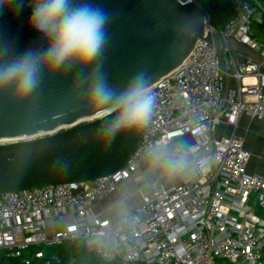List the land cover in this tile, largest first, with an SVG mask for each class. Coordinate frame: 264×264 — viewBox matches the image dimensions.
<instances>
[{
  "label": "built area",
  "instance_id": "1",
  "mask_svg": "<svg viewBox=\"0 0 264 264\" xmlns=\"http://www.w3.org/2000/svg\"><path fill=\"white\" fill-rule=\"evenodd\" d=\"M232 3L234 15L221 30L202 10L206 32L232 38L264 61V43L254 35L250 2ZM223 53L237 87L225 89L228 74L216 50L198 40L183 64L152 86L157 104L152 121L120 170L93 182L46 185L2 196L0 259L59 264L53 249L79 243L102 264H264V176L248 173L252 155L243 138L215 137L220 125L237 129L242 116L264 122V71L252 60ZM175 133L210 146L219 156L217 163L190 183L147 187L141 205L128 211L135 223L127 240L118 253L103 255L89 241L116 218L91 207L113 196L140 171L148 146Z\"/></svg>",
  "mask_w": 264,
  "mask_h": 264
},
{
  "label": "clouds",
  "instance_id": "2",
  "mask_svg": "<svg viewBox=\"0 0 264 264\" xmlns=\"http://www.w3.org/2000/svg\"><path fill=\"white\" fill-rule=\"evenodd\" d=\"M25 5L31 9L29 27L45 46L18 53L12 43L0 40V93H10L13 101L22 102L41 87L45 72L76 69L77 78L87 82L88 101L94 107L92 122L105 144L111 145L121 133L139 132L150 125L157 106L153 74L141 68L121 87L110 81L105 64L111 15L102 5L92 0H0V14L10 8L19 13ZM200 23L194 17L181 19L176 32L192 39L199 33ZM218 159L210 146L175 133L145 149L141 179L146 187L190 183L208 174ZM134 223L126 205H118L115 223L97 231L89 244L110 258L127 240L126 233Z\"/></svg>",
  "mask_w": 264,
  "mask_h": 264
},
{
  "label": "water",
  "instance_id": "3",
  "mask_svg": "<svg viewBox=\"0 0 264 264\" xmlns=\"http://www.w3.org/2000/svg\"><path fill=\"white\" fill-rule=\"evenodd\" d=\"M111 15V39L105 67L110 81L123 86L141 68L153 74L152 86L165 78L189 57L198 40L212 46L226 73L223 50L252 60L264 71L262 57L232 38L212 35L205 30V15L191 0H92ZM31 9L19 13L7 9L0 14V40L14 45L16 52L30 47L42 48L45 42L29 27ZM198 18L199 33L192 39L179 36L176 24L184 18ZM77 71L61 70L43 75L41 87L27 100L15 102L10 93H0V144L35 140L73 128L92 118L94 107L88 101L87 82ZM89 75L85 70L84 76ZM225 81V77H224Z\"/></svg>",
  "mask_w": 264,
  "mask_h": 264
},
{
  "label": "trees",
  "instance_id": "4",
  "mask_svg": "<svg viewBox=\"0 0 264 264\" xmlns=\"http://www.w3.org/2000/svg\"><path fill=\"white\" fill-rule=\"evenodd\" d=\"M248 1L254 11V35L262 40L264 0ZM197 4L209 13L210 23L218 30L234 15L232 0H197ZM96 127V123L86 122L51 136L0 145V198L46 185L93 182L123 168L142 131L121 133L107 145L97 136ZM52 253L61 258L59 264L72 260L102 264L79 243H67ZM0 264L16 263L0 259Z\"/></svg>",
  "mask_w": 264,
  "mask_h": 264
},
{
  "label": "crops",
  "instance_id": "5",
  "mask_svg": "<svg viewBox=\"0 0 264 264\" xmlns=\"http://www.w3.org/2000/svg\"><path fill=\"white\" fill-rule=\"evenodd\" d=\"M227 76L225 77L224 85L225 89H234L237 87V82L231 77L232 70L230 67H226ZM234 134L244 139V148L251 153L252 159L249 162L247 171L250 175L264 176V122L252 120L247 116H242L239 119L237 129L227 125H220L215 131L216 138H229ZM189 138V137H188ZM191 139V138H189ZM138 138L137 143L139 144ZM143 171V164L140 171L132 176V178L122 185L119 190L110 198L100 204L93 205L91 208L95 213L103 212L109 219H115L118 210V205L127 204L128 199L127 191H131L135 188L136 182L141 179V173ZM176 183H161L165 187H173L179 185ZM126 193V195H125ZM141 193H147V187L145 190L139 192L138 195L133 197V204L126 205L127 211H133L141 205ZM131 194H134L133 192Z\"/></svg>",
  "mask_w": 264,
  "mask_h": 264
},
{
  "label": "rangeland",
  "instance_id": "6",
  "mask_svg": "<svg viewBox=\"0 0 264 264\" xmlns=\"http://www.w3.org/2000/svg\"><path fill=\"white\" fill-rule=\"evenodd\" d=\"M262 40H263V41H262ZM262 40H260V41L264 43V39H262ZM42 137H46V136H41V137H38V138H42ZM38 138H36V139H38ZM27 141H29V140H27ZM10 143H11V142H10ZM10 143H2V144H0V145H3V144H10ZM12 143H15V142H12ZM144 190H145V185H144L142 179H140L139 181L136 182V186H135V188H134L133 190H131V191H127V192H126V193H127V196H129L130 198L128 199V203L125 204V205L133 204V200H134L133 197H134L135 195H138L139 192L144 191ZM132 192H133L134 194H131ZM126 193H125V195H126ZM123 205H124V204H123ZM220 264H228V263H227L226 261H221Z\"/></svg>",
  "mask_w": 264,
  "mask_h": 264
},
{
  "label": "bare ground",
  "instance_id": "7",
  "mask_svg": "<svg viewBox=\"0 0 264 264\" xmlns=\"http://www.w3.org/2000/svg\"><path fill=\"white\" fill-rule=\"evenodd\" d=\"M86 122H92V118H91V119L83 120V121L80 122V124H82V123H86Z\"/></svg>",
  "mask_w": 264,
  "mask_h": 264
}]
</instances>
